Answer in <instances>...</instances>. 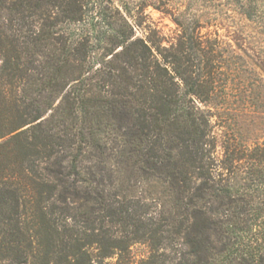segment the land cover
<instances>
[{
    "label": "trees",
    "instance_id": "obj_1",
    "mask_svg": "<svg viewBox=\"0 0 264 264\" xmlns=\"http://www.w3.org/2000/svg\"><path fill=\"white\" fill-rule=\"evenodd\" d=\"M224 5L164 43L116 0H0V264H264V0Z\"/></svg>",
    "mask_w": 264,
    "mask_h": 264
},
{
    "label": "rangeland",
    "instance_id": "obj_2",
    "mask_svg": "<svg viewBox=\"0 0 264 264\" xmlns=\"http://www.w3.org/2000/svg\"><path fill=\"white\" fill-rule=\"evenodd\" d=\"M123 3L133 15V18L141 23V27L150 26L155 29L158 36L164 39V43L174 41L178 27L174 18L186 19L188 21L198 20L201 33L218 29L221 35H228L224 26V0H116ZM211 19V26H205L204 21ZM136 35L142 37L143 33L137 28ZM231 37V36H229ZM216 157H221V147L215 149ZM147 249L144 244L135 243L131 246L133 258L137 261L145 255Z\"/></svg>",
    "mask_w": 264,
    "mask_h": 264
}]
</instances>
